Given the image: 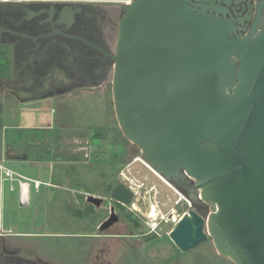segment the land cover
Here are the masks:
<instances>
[{
	"label": "water",
	"instance_id": "water-1",
	"mask_svg": "<svg viewBox=\"0 0 264 264\" xmlns=\"http://www.w3.org/2000/svg\"><path fill=\"white\" fill-rule=\"evenodd\" d=\"M49 1L124 4L112 56L119 129L161 177L188 175L212 205L208 217L191 210L174 225L178 250L212 238L235 264H264V2L241 36L235 20L213 14L215 0ZM113 198L128 205L133 193L118 185Z\"/></svg>",
	"mask_w": 264,
	"mask_h": 264
},
{
	"label": "rangeland",
	"instance_id": "rangeland-1",
	"mask_svg": "<svg viewBox=\"0 0 264 264\" xmlns=\"http://www.w3.org/2000/svg\"><path fill=\"white\" fill-rule=\"evenodd\" d=\"M83 3L98 5L114 15V11L122 9L124 5L119 2ZM118 15L121 19L123 11H118ZM2 63L0 58V66ZM30 77L31 73L27 71L25 83L32 80ZM33 81L26 86L33 91L32 96L21 93L13 97L6 82L0 88V151L3 148L8 151V141L4 134L11 128L16 136L14 141L21 143L11 149L12 160H16L11 163V168L17 181L5 183L6 191L1 202L4 230H11V234L6 237L12 251L22 259L40 258L49 264H235L219 254L212 238L199 247L182 253L169 238L174 227L172 223L163 221L154 232L155 224L162 221L161 215L169 210L168 206L163 205V195L170 191L150 173L140 171V166V169L135 167L137 155L132 154L122 166L111 162L113 157L123 154V150L110 146L124 143L123 136L117 129L119 126L114 111L113 72L107 91H97L94 94L84 91L57 99L51 97L35 100L41 95L38 92L40 80L35 85ZM17 89L19 92L22 90L11 81V91ZM97 133L99 136L95 137ZM22 160L28 162L23 163ZM129 160L132 162L129 163ZM120 168L127 176L128 184L138 192L133 204L139 209L135 210L132 205L130 208L133 211L130 213L141 221V226L133 229L134 234L140 236L133 238L127 245L117 238L98 242L95 247L84 245L74 236L78 232L72 216L76 177H83L86 182L89 178L97 188L103 177L116 174ZM21 176L28 180L42 181L38 191L34 189V183L28 181L30 195L27 204L20 200L18 180ZM151 180L159 184L163 195L156 194L151 188L149 193H145L144 183L151 184ZM118 181L126 182L124 179ZM12 185L14 189H11ZM81 191H87V188L81 185ZM152 206H156L158 211L156 219L148 216ZM190 206L189 204L181 209L187 211ZM211 211L212 209L203 215L208 217ZM174 215L179 219V214ZM165 217L168 219V216ZM122 220L124 221L110 233H125L123 222L128 221L126 217ZM99 232L81 229L83 234Z\"/></svg>",
	"mask_w": 264,
	"mask_h": 264
},
{
	"label": "flooded vegetation",
	"instance_id": "flooded-vegetation-1",
	"mask_svg": "<svg viewBox=\"0 0 264 264\" xmlns=\"http://www.w3.org/2000/svg\"><path fill=\"white\" fill-rule=\"evenodd\" d=\"M191 1L198 6H211V2L208 0ZM25 2L11 0L5 2L11 6L0 5V58L3 60L0 66V72L2 71V74L0 73V88L1 84L6 82L13 97H17L16 95L21 93L32 96L31 92L33 91L26 86L31 85L33 80L34 85L37 80H40L38 92L41 95L38 97H55L60 92L76 88H105L107 91L111 85L109 78L115 63L112 56L115 55L120 21L118 11L122 13V9L115 10L114 15L111 11H106L98 5L83 3L87 1L53 3L49 0H36L33 1L34 3ZM214 2L216 8L213 14L218 18L235 20L238 28L237 33L246 36L257 20L259 5L264 0H215ZM27 71L31 73L32 80L25 83ZM11 81L14 85L22 88L21 92L18 89L11 91ZM117 129L119 130V127ZM120 133L124 143L110 147H120L123 154L113 157L111 162L122 166L132 154L137 155V159L132 158L136 159L135 167L140 166L142 168H138L140 171L144 170L143 172L150 173L170 191L163 195L159 184L154 180H151L152 183L148 185L144 183L145 193H149L148 190L151 188V191L155 190L156 194L164 196H162L165 199L163 205L168 206L169 209L165 215L161 212L164 219H166L165 216H168V219L171 220L175 213L179 214V218H182L191 210H195L205 217L203 213L212 209V205L200 200L199 192L195 188L196 182L191 177L183 173L180 183L162 180L143 160L137 146L126 140L122 131ZM129 161V163L132 162V160ZM112 175L103 177L97 188L95 182L90 181L89 178H87L88 183L85 178L76 177L72 216L78 232L74 236L84 245L95 247L98 242L110 238H117L127 245L132 242L133 238L140 236L134 234L133 229L139 228L141 221L130 213L133 211L130 206H134L133 201L138 192L128 184L126 181L128 178L121 168ZM119 179H124L126 182L118 181ZM81 185L87 188V191H81ZM118 185H124L133 193L131 204L125 205L113 198V191ZM92 198L99 200L94 201ZM178 199L179 201H177ZM189 204L191 206L187 211L181 209ZM114 214L118 221L102 230L103 225ZM124 217L128 221L123 222L125 233L122 231L110 233L124 221L122 220ZM162 223L163 221L160 222V224ZM81 229L99 230L100 232L83 234ZM0 257L3 264H49L40 258L37 260L22 259L15 251L11 250V246L1 235Z\"/></svg>",
	"mask_w": 264,
	"mask_h": 264
},
{
	"label": "crops",
	"instance_id": "crops-1",
	"mask_svg": "<svg viewBox=\"0 0 264 264\" xmlns=\"http://www.w3.org/2000/svg\"><path fill=\"white\" fill-rule=\"evenodd\" d=\"M84 91H87V92H90V93L94 94L97 91H106V90H105V88H100V89H80V90H76L74 92H71L69 94H65V95H62V96H59V97L55 96L53 98L57 99V98H63V97H70V96H72V95H74V94H76L78 92H84ZM49 98H51V97L46 96V97H40V98L35 99V100H43V99H49ZM4 128H5V126H3V130H4ZM12 130L13 129L11 128V131ZM4 137H5V134H4ZM14 138H15V136L12 138L10 143L8 142V151H7V149L4 150L3 147H2L3 151L2 152L0 151V165H3L5 167H7L8 169H11L13 172H14V170L11 168V163H14L13 161H16V160H12L14 158L11 157V149H13V147H16L15 145H21L20 142L14 141ZM22 161H23V163L24 162H28V160H22ZM16 181H17L16 178H15V180H11V178L6 177L5 174L0 170V235L4 237L5 241L7 240L6 235L11 234V230H8V231L4 230L5 227H4V223H3V215H2V208H1L2 195L6 191L5 183L6 182H16ZM21 181H23L25 183L24 187L21 185V183H20ZM28 181L34 183V187H35L34 189L37 190V191L40 190V188L42 186V181L41 180H36V179L28 180L27 178H25L23 176L20 177V179L18 180L20 188H21V196H20L21 198H20V200L22 202H24L25 204H27V201H28V198H29V195H30V184H29ZM35 182H40L41 185L39 187H36L35 186ZM11 189H14L13 185L11 186ZM6 242L9 243L8 240Z\"/></svg>",
	"mask_w": 264,
	"mask_h": 264
},
{
	"label": "built area",
	"instance_id": "built-area-1",
	"mask_svg": "<svg viewBox=\"0 0 264 264\" xmlns=\"http://www.w3.org/2000/svg\"><path fill=\"white\" fill-rule=\"evenodd\" d=\"M11 0H0V2H9ZM14 2H25V1H28V0H13ZM0 170L5 174L6 177H9L11 178V180H15V173L11 170V169H8L7 167L3 166V165H0ZM21 185L24 187L25 183L23 181L20 182ZM41 185L40 182H35V186L36 187H39ZM180 220L179 219H176L175 217H173L171 220L170 219H164L162 217V221H166L167 223H172L173 225H175L176 223H178V221ZM160 223H156L155 224V228L153 229L155 232H156V228H158V225Z\"/></svg>",
	"mask_w": 264,
	"mask_h": 264
},
{
	"label": "trees",
	"instance_id": "trees-1",
	"mask_svg": "<svg viewBox=\"0 0 264 264\" xmlns=\"http://www.w3.org/2000/svg\"><path fill=\"white\" fill-rule=\"evenodd\" d=\"M1 74H2V71L0 72ZM80 89H83V88H76V89H71V90H67V91H63V92H60L57 96H62V95H65V94H69V93H71V92H74V91H76V90H80ZM0 110H1V107H0ZM2 111H0V113H1ZM1 119H0V125H1ZM120 130V129H119ZM121 131V130H120ZM119 131V132H120ZM14 131H11V130H8L7 132H6V135H5V138H6V140L10 143L11 142V140H12V138L15 136L14 135V133H13ZM96 137L97 136H99V133H97L96 135H95ZM16 137V136H15Z\"/></svg>",
	"mask_w": 264,
	"mask_h": 264
},
{
	"label": "bare ground",
	"instance_id": "bare-ground-1",
	"mask_svg": "<svg viewBox=\"0 0 264 264\" xmlns=\"http://www.w3.org/2000/svg\"><path fill=\"white\" fill-rule=\"evenodd\" d=\"M148 165V164H147ZM149 166V165H148ZM149 168L157 175V176H159L162 180H165L163 177H161L157 172H155V170H153L150 166H149ZM166 181V180H165ZM134 209L135 210H138L139 208H138V206L134 203ZM148 216L150 217V218H152V219H156L157 218V216H158V211H157V208H156V206H152L151 207V209L149 210V212H148Z\"/></svg>",
	"mask_w": 264,
	"mask_h": 264
}]
</instances>
